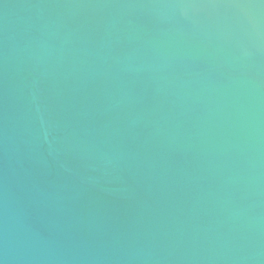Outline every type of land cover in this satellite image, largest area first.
<instances>
[{"label":"water","instance_id":"water-1","mask_svg":"<svg viewBox=\"0 0 264 264\" xmlns=\"http://www.w3.org/2000/svg\"><path fill=\"white\" fill-rule=\"evenodd\" d=\"M0 264H264V0H0Z\"/></svg>","mask_w":264,"mask_h":264}]
</instances>
